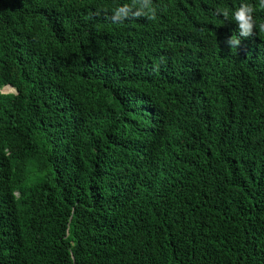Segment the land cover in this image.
<instances>
[{
	"label": "trees",
	"instance_id": "obj_1",
	"mask_svg": "<svg viewBox=\"0 0 264 264\" xmlns=\"http://www.w3.org/2000/svg\"><path fill=\"white\" fill-rule=\"evenodd\" d=\"M127 2L0 0V264H264V9Z\"/></svg>",
	"mask_w": 264,
	"mask_h": 264
},
{
	"label": "clouds",
	"instance_id": "obj_2",
	"mask_svg": "<svg viewBox=\"0 0 264 264\" xmlns=\"http://www.w3.org/2000/svg\"><path fill=\"white\" fill-rule=\"evenodd\" d=\"M256 5L242 2L234 9L217 7L214 14L221 16L225 21H234L237 25L238 35L233 34L225 42L230 49H236L240 44V37L248 38L254 35L257 27L264 32V22L258 26L254 18ZM258 7L264 9V0H258ZM158 6L154 0H128L127 3L118 4L107 19L114 25L123 24L125 20L144 18L149 21L157 20Z\"/></svg>",
	"mask_w": 264,
	"mask_h": 264
},
{
	"label": "rangeland",
	"instance_id": "obj_3",
	"mask_svg": "<svg viewBox=\"0 0 264 264\" xmlns=\"http://www.w3.org/2000/svg\"><path fill=\"white\" fill-rule=\"evenodd\" d=\"M3 92H4V93H12V92H13V89H12V88H9V87H5V88L3 89Z\"/></svg>",
	"mask_w": 264,
	"mask_h": 264
},
{
	"label": "water",
	"instance_id": "obj_4",
	"mask_svg": "<svg viewBox=\"0 0 264 264\" xmlns=\"http://www.w3.org/2000/svg\"><path fill=\"white\" fill-rule=\"evenodd\" d=\"M7 87H9V86H7ZM10 88V87H9Z\"/></svg>",
	"mask_w": 264,
	"mask_h": 264
}]
</instances>
